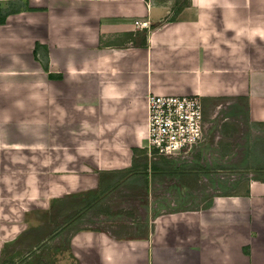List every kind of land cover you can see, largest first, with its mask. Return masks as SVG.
Wrapping results in <instances>:
<instances>
[{
  "label": "crops",
  "instance_id": "crops-1",
  "mask_svg": "<svg viewBox=\"0 0 264 264\" xmlns=\"http://www.w3.org/2000/svg\"><path fill=\"white\" fill-rule=\"evenodd\" d=\"M3 1L22 5L0 24V261L52 200L150 161L147 94H197L205 114L235 103L264 124V0H188L177 13L175 0ZM237 183L159 213L142 236L77 229L69 262L264 264V180Z\"/></svg>",
  "mask_w": 264,
  "mask_h": 264
},
{
  "label": "rangeland",
  "instance_id": "rangeland-1",
  "mask_svg": "<svg viewBox=\"0 0 264 264\" xmlns=\"http://www.w3.org/2000/svg\"><path fill=\"white\" fill-rule=\"evenodd\" d=\"M12 2L3 1L11 8L22 5L21 1ZM204 130L201 144L185 154L155 155L149 162L141 159L137 171L146 166L147 177L138 174L125 178V174L104 173V189L96 199L94 189L85 191L87 196L77 193L54 201L48 215H40L36 225L18 237L17 242L24 240L23 243L17 249L9 246L0 263L72 264L66 243L77 229L100 228L117 237L142 236L149 221L159 213L179 207H204L222 188L241 192L242 187L235 186L237 182L264 180V124L247 119L240 105L221 103L214 112L206 109ZM163 160L171 161L177 170L197 171L194 186L185 188L178 176H158V170L154 178L150 162L161 167ZM90 202L95 203L82 205ZM13 250V261L6 259L11 256L8 251Z\"/></svg>",
  "mask_w": 264,
  "mask_h": 264
},
{
  "label": "built area",
  "instance_id": "built-area-1",
  "mask_svg": "<svg viewBox=\"0 0 264 264\" xmlns=\"http://www.w3.org/2000/svg\"><path fill=\"white\" fill-rule=\"evenodd\" d=\"M204 129L205 113L199 95L147 94L145 150L148 158L187 153L201 144Z\"/></svg>",
  "mask_w": 264,
  "mask_h": 264
},
{
  "label": "trees",
  "instance_id": "trees-1",
  "mask_svg": "<svg viewBox=\"0 0 264 264\" xmlns=\"http://www.w3.org/2000/svg\"><path fill=\"white\" fill-rule=\"evenodd\" d=\"M11 4V3H10ZM175 4H176V9H175V12H179L180 9L185 6V5H188L189 2L188 0H175ZM17 12L18 11V8H11L9 5L6 6V7H2L0 5V24H3L4 21H5V18L7 15L11 14V13H14V12ZM172 19V18H170ZM142 44H144V39L142 40ZM37 47H38V44H36L35 46V49L33 51L34 53V57H36V54H37ZM45 49V48H44ZM46 50V49H45ZM41 64H42V68L47 71V59H46V54L44 55V59H41ZM49 77H53L51 74H48ZM135 151V150H134ZM198 157V155L196 154V158ZM140 161V160H139ZM138 160H135V158L133 159L132 161V164L129 168L127 169H124V170H118V172L116 171H113V172H110L108 174H113V173H117V174H125V178L126 177H131V176H134V175H138V174H142L144 175L145 177H147V172H146V166H144V170L142 171H137V168L140 166V163H139ZM150 169H152L154 172L153 174V177L155 178L157 176V173L155 174L156 170L158 171H161V174H158V176H162V175H173V176H178L179 177V180H181V182L183 183V186L186 188H192L194 186V178L196 177L197 175V171H194V170H187V171H181V170H177V168H174L172 165V162L171 161H168V160H163L162 162V166L159 167L156 165L155 162H150ZM103 179L100 178V186L94 191V199H96L98 197V195L101 193V191L104 189V187L101 188V186H103ZM240 184L236 183L235 186H239ZM106 186V185H105ZM83 193V194H81ZM79 194H81L82 196L85 195L87 196L89 193H86V192H81ZM228 192L225 191L224 188H222V191H221V194H224L226 195ZM238 193V192H236ZM74 195V194H73ZM56 200H60V199H54L51 201V208L53 209V202L56 201ZM95 202H90L88 204H82L86 207L88 206H92ZM79 203L76 204V206L79 207ZM55 235L52 234L51 237H53ZM1 262V261H0ZM1 264V263H0Z\"/></svg>",
  "mask_w": 264,
  "mask_h": 264
}]
</instances>
